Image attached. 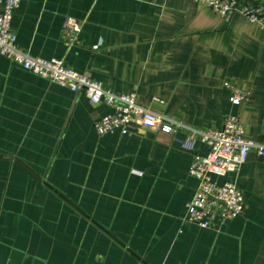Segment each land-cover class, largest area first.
Instances as JSON below:
<instances>
[{"label": "crops", "instance_id": "0c3cea01", "mask_svg": "<svg viewBox=\"0 0 264 264\" xmlns=\"http://www.w3.org/2000/svg\"><path fill=\"white\" fill-rule=\"evenodd\" d=\"M66 16L82 20L71 46ZM11 30L30 56L135 93L178 127L99 135L94 124L112 107L0 54V264H264V161L255 149L237 172L215 177L242 189V214L215 228L184 221L198 185L189 168L207 153L201 132L237 114L246 136L264 144L256 22L225 19L200 0H21ZM227 82L248 99L232 104Z\"/></svg>", "mask_w": 264, "mask_h": 264}, {"label": "built area", "instance_id": "2783aa9c", "mask_svg": "<svg viewBox=\"0 0 264 264\" xmlns=\"http://www.w3.org/2000/svg\"><path fill=\"white\" fill-rule=\"evenodd\" d=\"M0 54L6 56L24 69L50 79L74 92L84 93L92 103L106 104L113 112L103 115L94 127L99 135L109 132L128 134L135 128L159 130L172 134L178 123L155 112L137 100L135 93H115L105 88L89 72H79L67 67L57 58L32 57L19 48L16 34L11 30L14 10L21 0H0ZM225 19L236 13L256 22L264 31V3L256 0H200ZM82 20L66 16L63 22L62 38L66 46L78 43ZM99 45L92 48L96 50ZM230 101L239 105L249 97V91L237 84L227 82ZM201 140L207 147L205 155L193 158L189 173L198 181L192 199L186 204L184 221L201 228H215L234 219L244 210L242 189L233 181L218 182L229 172H237L255 149L264 161V144H259L245 134L244 124L237 114L227 116L219 128L201 132Z\"/></svg>", "mask_w": 264, "mask_h": 264}]
</instances>
